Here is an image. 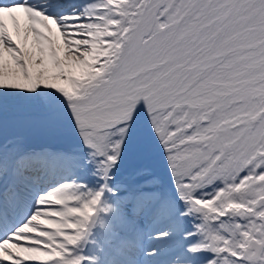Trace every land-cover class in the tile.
<instances>
[{
  "label": "snow or ice",
  "instance_id": "obj_1",
  "mask_svg": "<svg viewBox=\"0 0 264 264\" xmlns=\"http://www.w3.org/2000/svg\"><path fill=\"white\" fill-rule=\"evenodd\" d=\"M153 145L170 184L124 167ZM178 231L163 264H264V0H0V264H145Z\"/></svg>",
  "mask_w": 264,
  "mask_h": 264
},
{
  "label": "rangeland",
  "instance_id": "obj_2",
  "mask_svg": "<svg viewBox=\"0 0 264 264\" xmlns=\"http://www.w3.org/2000/svg\"><path fill=\"white\" fill-rule=\"evenodd\" d=\"M34 139L37 143H47L58 146H75L77 143V138L75 136V133L70 129H63V128H60L59 130L54 132H37L34 136ZM134 165H139L150 169L151 171L157 173L166 184H170L171 178L167 169V162L164 158L163 150L158 145L151 146L148 149V151L145 153L130 155L125 161L124 167L128 168ZM159 230L162 231L164 230V228L161 227ZM181 237L182 235H177L176 244H181L177 242V239L179 240ZM147 240H152V239H148V238L142 239V244L144 247L147 246L144 244V242ZM184 243L186 242H183V244ZM174 245L175 242L171 240V241L159 242L157 246H153V244H151V246H147V247L160 248L162 250L161 255L167 256V253L170 250H172ZM157 257L158 256L148 258L145 264H149L150 261H155ZM150 263L152 264V262Z\"/></svg>",
  "mask_w": 264,
  "mask_h": 264
},
{
  "label": "bare ground",
  "instance_id": "obj_3",
  "mask_svg": "<svg viewBox=\"0 0 264 264\" xmlns=\"http://www.w3.org/2000/svg\"><path fill=\"white\" fill-rule=\"evenodd\" d=\"M9 22V21H8ZM7 22V23H8ZM14 32V30H13ZM67 126V125H65ZM53 169H56L58 166H55V165H52ZM58 177H62V175H58V174H54L52 177H44L40 184L36 187V191H39L41 190L42 188H45V184H52L50 183L54 178H58ZM54 183V182H53ZM46 189V188H45ZM22 210H20L19 212H22ZM19 215V214H18ZM172 238V237H171ZM171 238H168V240H170ZM156 240H147L144 242L145 245H151V244H154ZM177 242L178 243H183V242H186L183 240V238L181 237L179 240L177 239ZM164 259V257H160L158 258V261H162Z\"/></svg>",
  "mask_w": 264,
  "mask_h": 264
}]
</instances>
